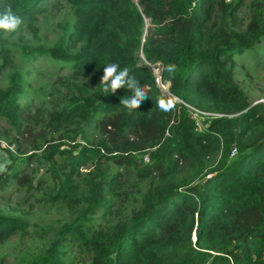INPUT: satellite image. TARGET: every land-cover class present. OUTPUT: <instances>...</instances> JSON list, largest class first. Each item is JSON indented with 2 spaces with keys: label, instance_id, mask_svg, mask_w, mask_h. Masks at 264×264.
Listing matches in <instances>:
<instances>
[{
  "label": "trees",
  "instance_id": "obj_1",
  "mask_svg": "<svg viewBox=\"0 0 264 264\" xmlns=\"http://www.w3.org/2000/svg\"><path fill=\"white\" fill-rule=\"evenodd\" d=\"M241 2L0 0V13L10 7L22 20L11 33L0 29V71L9 34L34 29L41 15L65 14L50 46H17L29 66L49 60L51 90L25 100L31 86L17 71L0 87L2 125L34 150L45 145L23 158L5 149L13 160L0 173V194L11 180L33 191L29 162L41 159L54 188L43 195L39 183L33 200L71 209L55 231L27 232L20 264H264V102H251L232 73L264 37V0L245 1L257 32L247 37L232 26ZM110 63L128 67L145 89L137 109L119 103L133 95L126 85L102 92ZM162 96L173 98L172 110L156 107ZM185 104L220 116L196 125ZM47 134L63 143L46 144ZM140 187L126 217L109 224L96 215ZM18 230L26 221L0 212V239Z\"/></svg>",
  "mask_w": 264,
  "mask_h": 264
},
{
  "label": "rangeland",
  "instance_id": "obj_2",
  "mask_svg": "<svg viewBox=\"0 0 264 264\" xmlns=\"http://www.w3.org/2000/svg\"><path fill=\"white\" fill-rule=\"evenodd\" d=\"M246 0H242L241 4L234 12L232 18V26L235 27L237 35L247 37L254 36L257 32L254 31V27L249 23L247 17ZM65 18V14L62 9H59L53 13L41 15L38 20V26L33 28H23L16 34H9L7 41L12 43L8 53V62L3 66L0 71V87H3L1 83L7 81V76L12 71H17L19 78L22 82H27L29 86V95L25 100L30 97H34V93L38 91L51 90L52 81L54 78L46 75L47 63L49 60L43 56H38L35 62L29 66L22 52L18 49V45L35 46L38 42L44 46H50L57 37L58 29L56 22ZM233 78L238 82L248 99L251 102H264V37L260 38L257 43L251 48L244 50L240 54L239 59L235 62V67L232 69ZM24 89L26 88L23 84ZM48 97L47 94H45ZM43 100V98H40ZM46 106V110L50 106L48 100L43 103ZM2 127V128H1ZM1 136H0V173L7 171V167L11 164L10 159L13 160V156H7V151L14 155L16 158H23L32 152L41 154L45 149V145L38 143L37 150L33 147L22 143V141L14 136V132L7 129L2 125L0 121ZM55 135L47 134L44 139L46 144H61L60 140L53 139ZM62 137V136H61ZM52 138V140H50ZM66 140V138H62ZM81 141V140H80ZM63 145L62 148H64ZM143 162L147 161L146 156L142 159ZM33 165L28 172V177L31 179L32 184L35 187L33 191L26 192L25 186L18 185L14 180H11L13 187L6 189L0 194V212L9 215L13 218H19L26 221L27 230L24 232L18 230L10 233L7 236L0 239V257H5L11 264H20V260L23 256L24 241L29 238L27 232L30 229L37 227H47L51 231H55L60 224L69 218L71 215L70 208H66L59 203L51 204L48 201V197H40L33 200V196L38 187V184L43 182L45 186L41 188V193L47 195V193L53 190L52 181L48 174L44 171L45 164L41 159L32 164ZM115 170V168L113 169ZM41 179L35 182L36 177ZM142 191L140 187L139 191H132L131 194L121 195L122 205L118 208H112L104 213L103 210L97 212V216L103 220L104 223L112 224L115 221L126 217L132 210L137 208V200ZM122 192V190H121ZM30 193V194H29ZM9 196V197H8ZM126 196V197H125ZM22 198V199H21ZM5 261V259H3Z\"/></svg>",
  "mask_w": 264,
  "mask_h": 264
},
{
  "label": "clouds",
  "instance_id": "obj_3",
  "mask_svg": "<svg viewBox=\"0 0 264 264\" xmlns=\"http://www.w3.org/2000/svg\"><path fill=\"white\" fill-rule=\"evenodd\" d=\"M21 23V18L14 15L10 7L0 13V29L6 33L15 31ZM167 71L169 74H174L176 65H167ZM100 85L104 94H108L109 92L114 94L117 89L123 88L126 85L133 95L129 98L120 99L119 103L129 110L137 109L140 103L147 97L145 89L140 86V82L134 75H130V69L128 67L121 69L117 63H110L104 67ZM156 107L163 112H168L175 107V104L172 97L165 99L162 96L157 99Z\"/></svg>",
  "mask_w": 264,
  "mask_h": 264
},
{
  "label": "built area",
  "instance_id": "obj_4",
  "mask_svg": "<svg viewBox=\"0 0 264 264\" xmlns=\"http://www.w3.org/2000/svg\"><path fill=\"white\" fill-rule=\"evenodd\" d=\"M174 100H176V99H174ZM259 102H262V101H259ZM185 105L188 108V111L191 114V117L196 120V125L199 124L198 120L203 118L204 116H208V117L220 116V114H218V113L203 112V111H200V110H198V109H196L190 105H187V104H185ZM234 154H235V148H232L230 151V156H232Z\"/></svg>",
  "mask_w": 264,
  "mask_h": 264
}]
</instances>
